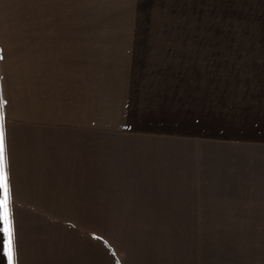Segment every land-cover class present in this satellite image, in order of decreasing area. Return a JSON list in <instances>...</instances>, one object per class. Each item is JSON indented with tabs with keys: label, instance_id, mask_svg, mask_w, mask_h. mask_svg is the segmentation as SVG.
I'll return each mask as SVG.
<instances>
[{
	"label": "crops",
	"instance_id": "1",
	"mask_svg": "<svg viewBox=\"0 0 264 264\" xmlns=\"http://www.w3.org/2000/svg\"><path fill=\"white\" fill-rule=\"evenodd\" d=\"M243 1L262 29L202 32V0H0V264H171L151 232L255 229L224 209L264 162V0Z\"/></svg>",
	"mask_w": 264,
	"mask_h": 264
},
{
	"label": "rangeland",
	"instance_id": "2",
	"mask_svg": "<svg viewBox=\"0 0 264 264\" xmlns=\"http://www.w3.org/2000/svg\"><path fill=\"white\" fill-rule=\"evenodd\" d=\"M239 1L232 15L226 13L224 0L219 7L216 0H202V32L262 29L254 12L248 14L245 1ZM255 171L253 198L234 200L224 208L231 213L225 216L230 222L255 229L168 232V242L162 240L167 232H151L153 237L145 241L162 247L160 254H168L171 264H264V162H256Z\"/></svg>",
	"mask_w": 264,
	"mask_h": 264
},
{
	"label": "snow or ice",
	"instance_id": "3",
	"mask_svg": "<svg viewBox=\"0 0 264 264\" xmlns=\"http://www.w3.org/2000/svg\"><path fill=\"white\" fill-rule=\"evenodd\" d=\"M5 157H4V139L3 132L0 131V189L3 190V196L0 198V219L3 220V232L7 236L5 243V250L8 256L9 261L12 258V226L10 220V211H9V185L7 174L4 171Z\"/></svg>",
	"mask_w": 264,
	"mask_h": 264
}]
</instances>
